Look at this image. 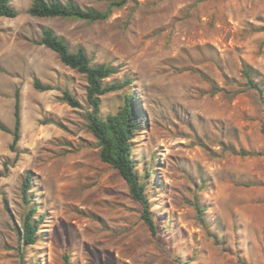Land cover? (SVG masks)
<instances>
[{"label": "rangeland", "instance_id": "obj_1", "mask_svg": "<svg viewBox=\"0 0 264 264\" xmlns=\"http://www.w3.org/2000/svg\"><path fill=\"white\" fill-rule=\"evenodd\" d=\"M104 9L110 0H75ZM31 0H13L14 17L0 16V119L13 125L20 94L21 129L0 130V264H264V105L245 84L242 67L264 95V0H128L103 21L37 17ZM51 27L71 49L82 45L94 63L131 79L129 88L101 97L113 112L125 91L135 93L142 129L133 141L140 176L156 222L152 235L141 205L118 171L99 159L86 123L85 76L38 44ZM37 78L50 90L33 86ZM221 90L212 93L211 84ZM81 102L59 100L63 89ZM51 121V122H50ZM42 221L35 244L17 228L25 212L21 182ZM6 199V206L3 202ZM204 206L209 232L193 201Z\"/></svg>", "mask_w": 264, "mask_h": 264}, {"label": "trees", "instance_id": "obj_2", "mask_svg": "<svg viewBox=\"0 0 264 264\" xmlns=\"http://www.w3.org/2000/svg\"><path fill=\"white\" fill-rule=\"evenodd\" d=\"M13 0H0V16L14 17L17 11L12 5ZM128 0H110L107 6L98 10L93 7H82L75 0H31L30 5L26 9L29 15L37 17H60L82 19L88 22L106 20L114 8H120L126 4ZM38 44L44 45L54 51L59 60L66 66L83 74L86 80L85 97L88 104L86 112V123L89 131L93 134L99 146V159L116 169L119 175L127 184L129 195L141 205L140 217L148 227L152 235H156L157 226L154 220L150 199L147 194L148 177L151 170L147 169L142 176L138 173V162L133 152V141L136 134L143 128L142 118L139 112L138 102L135 93L125 91L121 103L113 112L101 113V97L110 92H117L125 88H129L131 79L122 78L120 80L105 81L118 72V67L108 63H94L88 56L86 49L82 45H77L75 49H71L67 41L58 35L51 27H42ZM242 74L245 84L258 92L260 101L264 105L263 89L251 76V68L247 65L242 67ZM33 86L38 90H50L54 87L50 84H43L39 79L33 80ZM221 90L214 83L211 84V92ZM59 100L67 103L73 108H80L81 102L68 89H63ZM51 122V121H50ZM21 129V108L20 94L16 89L14 93V109H13V125L9 128L0 119V130L10 132L12 141L10 148L15 150V145L20 139ZM264 133V124L262 126ZM240 155H264L262 151L250 150H233ZM8 167L0 169V177L7 174ZM32 183L30 172H26L21 182V200L25 207L22 215L20 226L17 232L23 245L30 246L35 244L38 236L37 231L42 221L40 216H36V205L29 194V188ZM4 205L6 199L3 197ZM197 219L204 230L213 237L215 243L223 245V240L216 234L209 232V227L203 217L204 206L193 201ZM67 264V255H64ZM241 264L246 263L240 260ZM19 264H27L23 254L20 255ZM32 264H40L36 258ZM176 264H181L176 260Z\"/></svg>", "mask_w": 264, "mask_h": 264}]
</instances>
